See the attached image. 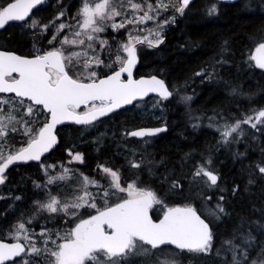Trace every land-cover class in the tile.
I'll use <instances>...</instances> for the list:
<instances>
[{
	"label": "snow or ice",
	"instance_id": "1",
	"mask_svg": "<svg viewBox=\"0 0 264 264\" xmlns=\"http://www.w3.org/2000/svg\"><path fill=\"white\" fill-rule=\"evenodd\" d=\"M45 2H0V28L19 22L24 31H31L34 41V54L0 50V185L6 183V170L15 162H40L44 174L43 182H32L44 199L34 200L30 214L21 213L9 226L12 242L0 240V264H184L185 260L188 264H264V242L257 245L251 231L260 221L241 218L217 244L210 217L222 222L230 216L229 198L224 194L229 189L220 187L221 173L211 155L185 170L191 158L185 153L177 172L175 167L168 168L166 157L157 160L147 151L152 138L167 131L166 125L125 127L117 151L124 163L118 167L114 162L99 163V178L70 166L84 162L75 145L66 149L68 165L41 159L58 146L57 125L69 121L86 130L97 129L104 123L101 118L111 119L109 114L118 115L117 109L134 101L137 109L147 110L144 98L150 93L157 97L153 109L175 100L190 111L192 96L181 92L187 81L169 86L156 74L137 79L134 69L144 48L163 44L168 26L187 13L193 0H73L67 6L64 0H56L55 15L46 23L33 12H39L38 6ZM205 12L218 15L219 4L213 2ZM249 39L252 46L242 53L243 63L249 71L259 69L264 75V29ZM229 48L225 39L216 56L194 75L217 79L218 68L229 63ZM220 80L230 88V95L249 99L254 95ZM249 112L238 117L214 110L207 117L209 126L219 133L216 151L230 150L249 136L256 140V133L264 136V106ZM106 136L107 132L101 133L93 143H103ZM128 138L138 139L132 144ZM246 155L238 150L232 153L233 159ZM161 167L160 185L154 187ZM243 171L248 176L245 190L264 181V148ZM193 188L202 206L211 204L207 190L220 191L207 214L195 206ZM230 191L235 197L239 184L234 183ZM189 200L193 202H182ZM157 205L162 215L154 219L150 211Z\"/></svg>",
	"mask_w": 264,
	"mask_h": 264
},
{
	"label": "trees",
	"instance_id": "2",
	"mask_svg": "<svg viewBox=\"0 0 264 264\" xmlns=\"http://www.w3.org/2000/svg\"><path fill=\"white\" fill-rule=\"evenodd\" d=\"M213 2L219 4V14L209 16L205 10ZM55 4V0H48L40 7L39 12L36 10L34 12L38 17L45 18L46 23L55 15ZM64 4L67 6L73 2L64 0ZM72 11L75 12V8ZM174 25V29L165 33L163 44L154 49L144 48L135 69L136 77L156 74L159 78L165 79L169 86L176 82L184 84L187 81V86L181 91L185 94H188L187 91H192L195 97L190 104V109L200 117V121L201 117L212 116L214 110L222 111L226 116L239 117L251 108L264 106V75L258 69L249 71L243 63L242 56V53L246 54L248 48L252 46L249 38L258 35L260 30L264 29V0H241L233 4H222L217 0H193L187 13L178 17ZM225 39L230 42L227 54L229 63L218 68L217 79L207 81L195 76V72L216 56ZM33 43L31 31H24L17 24L8 25L0 31V50L13 51L20 55L34 54ZM43 43L46 45L47 40ZM37 46L40 45L37 44ZM220 77L239 91L254 95L251 99L248 95H230V88L225 87ZM154 99L149 98V101ZM173 102L175 100L166 102L169 104L167 131L152 138L151 146L147 151L154 153L157 160L161 156L166 157L168 168L175 167L177 172L180 170V161L185 153L191 154L185 170L193 167L196 161L211 155L215 162L214 167L221 173L220 187L229 189L224 194L229 198L230 216L225 217L222 222L210 217L217 235V244H219L220 236H227L241 218L260 221V226L254 225L251 231L256 237L257 245L264 242V235H261L264 232V181H258L245 190L248 176L246 171H243L246 165L259 158L260 151L264 148V136L257 133L256 140H248L246 144H233L230 150L216 151L217 135L207 128L201 127L196 132L184 126L182 117L186 115L182 113L183 106L182 104L173 105ZM133 109L134 105L131 110ZM131 110L118 115L111 114V119L104 118V123L88 136L83 134V131H86L84 128L73 125L61 127L57 130L58 146L43 162L47 164L63 162L66 158V149L75 145V149L83 153L84 162L73 168L84 175L99 178L101 174L97 170V165L105 161L109 164L114 162L118 167L124 163V157L117 155L123 129L159 126V123L153 120H142L137 116L136 110L130 113ZM104 132H107L104 142L99 145L93 143L94 138ZM128 139L132 144L136 142L133 138ZM237 150L246 152V157L233 159L232 153ZM163 173L164 168L161 167L157 171L154 187H159ZM33 180L38 182L44 180L43 174L38 173L37 164L18 166L8 172V180L1 186L5 189V198L0 202V240L12 242L7 234L9 226L21 213L30 214L34 200L44 199V193L34 187ZM7 183L8 186H6ZM234 183L240 186V191L235 197L230 191ZM188 187L185 183L186 195H188ZM205 195L212 198L209 206H202L203 201L199 199L197 190L192 189L191 196L195 198V206L202 213L207 214V207L214 206L221 193L218 189H214L207 190ZM16 196L22 199L15 201ZM15 206H17L16 209H14ZM161 214L158 205L151 212L154 219ZM184 264H188V261L185 260Z\"/></svg>",
	"mask_w": 264,
	"mask_h": 264
},
{
	"label": "rangeland",
	"instance_id": "3",
	"mask_svg": "<svg viewBox=\"0 0 264 264\" xmlns=\"http://www.w3.org/2000/svg\"><path fill=\"white\" fill-rule=\"evenodd\" d=\"M70 1L73 2V0H70ZM55 2H56V0H55ZM174 28H175V25L174 24L173 25H170V26H168L166 32H168L170 29H174ZM109 31H111V30L109 29ZM118 39H119V37H118ZM148 49H151V48H148ZM181 92H182V94H185V93H183V91H181ZM191 92L192 91H189V92L187 91V93H188L187 95L192 96V101H193V99H194L195 96H193V94ZM152 102H153V100L147 102V110H145V111H141V110L137 109L136 107H134V110H136V112H137V116L139 118H141L142 120H145V121L153 120L155 122H158L159 125H166L167 124V108H168V105L169 104L166 103V102H163L160 107H157V108L153 109L152 106H151L152 105ZM173 105H177L176 101L173 102ZM182 106H183L182 107L183 108L182 109V113H183V115H186V117H182L183 122H184V126H186L187 128L188 127L189 128H192L196 132H198L201 129V127L207 128V129L211 130L212 132H214L217 135L218 139H219V133L216 131V129L214 127H210L209 126V120L207 119V117H209V116H207V117H201V121L200 120L197 121L195 119H190L189 118L190 116H192V117H199V116L195 115L191 111V109L189 111V106H186L184 104H182ZM244 113H249L250 114L249 111L248 112H244ZM194 123H198L199 126L196 127V128H193L192 125ZM245 127H248V126H245ZM93 131H94V129H87L86 131H83V134L86 135V136H88V134L91 133V132H93ZM256 135H258V134L256 133ZM248 140H252L251 136L247 137L246 140H241V142L238 143V144H246L248 142ZM238 144H236V145H238ZM17 146H19V139L17 140ZM65 156H66V158L64 159L63 162L65 163V165H68V161H69L70 158L68 157L67 152H66ZM77 165H79V162H73L70 166L71 167H77ZM58 170L59 169L57 168V171ZM38 173H42L43 174V171L40 168V164L38 165ZM43 176H44V174H43ZM1 186H3V185H1ZM6 186H8V183L6 184ZM3 188L4 187H1L0 188V196L5 197V189H3ZM37 190H39V189H37ZM39 191H41V190H39ZM55 191H57V189L56 188H53V192H55ZM2 201H3V199H0V202H2ZM16 207L17 206H15L14 209H16ZM39 227H40L39 224H36L35 225V229H36L37 232L39 231Z\"/></svg>",
	"mask_w": 264,
	"mask_h": 264
},
{
	"label": "water",
	"instance_id": "4",
	"mask_svg": "<svg viewBox=\"0 0 264 264\" xmlns=\"http://www.w3.org/2000/svg\"><path fill=\"white\" fill-rule=\"evenodd\" d=\"M47 1V0H46ZM221 3H223V4H233V3H235V2H238V1H241V0H219ZM39 8L41 7V6H38ZM34 10H36V9H33V11ZM32 13H30V15H31ZM27 19V18H26ZM10 24H19V22H9V24H7L6 26H8V25H10ZM5 26V27H6ZM4 27V28H5ZM4 28H0V31H2ZM137 67V66H136ZM136 69V68H135ZM135 69H134V72H135ZM259 70V69H258ZM261 71V70H260ZM150 96H156V94H154V93H150L149 94V96H147V97H150ZM147 97H145V98H147ZM144 98V99H145ZM136 101H134L133 103H135ZM131 105H124L123 107H122V109H124V108H127V107H130ZM118 110H120V109H117L116 111H118ZM101 119H103V118H101ZM75 125L74 123H72V122H69V121H65L63 124H60V125H57V129L58 128H60V127H62V126H66V125ZM75 126H77V127H82V126H80V125H75ZM159 134H161V133H159ZM158 135V134H157ZM156 135V136H157ZM136 139H138V138H136ZM52 150H50V152H51ZM49 152V153H50ZM49 153H45L44 154V156H42V158L41 159H44L45 157H47L48 156V154ZM36 163H39V162H37V161H28V162H15V164L14 165H12V166H10V169H12V168H14V167H18V166H24V165H28V164H36ZM6 171H8V170H6ZM6 243H9V242H6ZM5 264H9V262H5Z\"/></svg>",
	"mask_w": 264,
	"mask_h": 264
},
{
	"label": "flooded vegetation",
	"instance_id": "5",
	"mask_svg": "<svg viewBox=\"0 0 264 264\" xmlns=\"http://www.w3.org/2000/svg\"><path fill=\"white\" fill-rule=\"evenodd\" d=\"M131 108H132V107H128V108H124V109H120V110H118V111H116V112L119 113V114H121V113H125V112L131 110ZM134 111H135V110L133 109V111L131 110L130 113H133ZM113 115H114V114H113ZM102 120H104V118H103ZM132 129H134V128H131V130H132ZM14 168H16V167H14ZM12 169H13V168H12ZM10 170H11V169H10ZM10 170H9V171H10ZM9 171H7V179H8V172H9ZM0 186H1V185H0Z\"/></svg>",
	"mask_w": 264,
	"mask_h": 264
}]
</instances>
